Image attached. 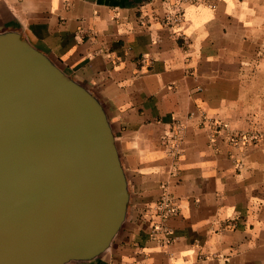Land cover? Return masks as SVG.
<instances>
[{"label": "crops", "instance_id": "obj_1", "mask_svg": "<svg viewBox=\"0 0 264 264\" xmlns=\"http://www.w3.org/2000/svg\"><path fill=\"white\" fill-rule=\"evenodd\" d=\"M3 30L85 83L115 133L126 220L70 264H264V0H0Z\"/></svg>", "mask_w": 264, "mask_h": 264}, {"label": "water", "instance_id": "obj_2", "mask_svg": "<svg viewBox=\"0 0 264 264\" xmlns=\"http://www.w3.org/2000/svg\"><path fill=\"white\" fill-rule=\"evenodd\" d=\"M129 196L102 100L18 31H0V264L98 259Z\"/></svg>", "mask_w": 264, "mask_h": 264}, {"label": "built area", "instance_id": "obj_3", "mask_svg": "<svg viewBox=\"0 0 264 264\" xmlns=\"http://www.w3.org/2000/svg\"><path fill=\"white\" fill-rule=\"evenodd\" d=\"M182 1H185V0H182ZM163 16H164V19L167 22L168 26L171 29H173L180 22L179 14L177 13V11L175 9H173V10L171 9V10L166 11ZM184 129H185V126L181 123H178L175 125L173 137L175 138L176 142L179 143L182 140V134H183ZM244 136L245 135H243V134H234L231 136V141L234 143H238L239 141L244 140V138H245ZM210 138L213 139V133L210 134ZM163 199L164 200L160 204L157 205V210H159L158 213L160 215L161 214L163 215L164 212L169 213L171 211L170 207H166L167 198L163 197ZM163 233H165V231H164V227L162 225L154 226V228L152 230V236L157 237L158 235H161Z\"/></svg>", "mask_w": 264, "mask_h": 264}]
</instances>
